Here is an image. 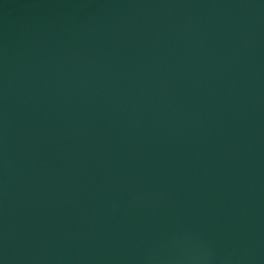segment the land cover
Returning a JSON list of instances; mask_svg holds the SVG:
<instances>
[{"label": "water", "instance_id": "obj_1", "mask_svg": "<svg viewBox=\"0 0 264 264\" xmlns=\"http://www.w3.org/2000/svg\"><path fill=\"white\" fill-rule=\"evenodd\" d=\"M0 264H264V0H0Z\"/></svg>", "mask_w": 264, "mask_h": 264}]
</instances>
